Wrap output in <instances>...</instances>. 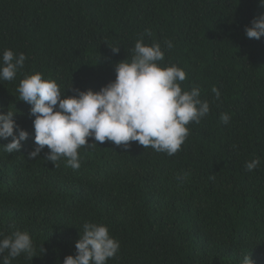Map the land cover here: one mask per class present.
<instances>
[{"label":"trees","instance_id":"trees-1","mask_svg":"<svg viewBox=\"0 0 264 264\" xmlns=\"http://www.w3.org/2000/svg\"><path fill=\"white\" fill-rule=\"evenodd\" d=\"M260 15V0H0V57H26L14 80H0V113L29 134L11 154L12 138L0 140V238L27 232L34 247L11 264H63L86 222L119 242L107 264H264V37L245 34ZM138 40L159 43L158 63L184 70L182 90L199 87L209 102L180 150L95 142L78 150L77 170L63 158L54 167L47 147L29 159L34 117L20 81L41 73L67 96L98 92Z\"/></svg>","mask_w":264,"mask_h":264},{"label":"clouds","instance_id":"clouds-1","mask_svg":"<svg viewBox=\"0 0 264 264\" xmlns=\"http://www.w3.org/2000/svg\"><path fill=\"white\" fill-rule=\"evenodd\" d=\"M260 4L264 7V0ZM245 34L249 39L264 37V15L254 18L251 26L245 28ZM165 44L168 49L173 47L171 41ZM111 49L113 53L120 50ZM133 51L130 62L124 60L115 65V80L98 92L72 89L75 95L67 96L54 80L43 79L41 73L25 76L20 81L19 101L31 106L30 115L34 117L36 147L29 153V159H36L47 147L46 159L54 167L63 158L67 166L77 170L80 168L78 150L97 146L95 142L109 141L125 148L130 142H138L144 149L151 147L169 156L180 150L189 135L187 125L199 124L209 114V102L200 99L199 87L182 90L181 82L186 79L184 70L158 63L164 60L159 43L146 46L138 40ZM25 60L23 53L17 56L12 50H5L0 57V80H14ZM212 92L219 99L220 93L215 87ZM220 119L227 124L230 116L225 113ZM28 135L19 129L11 111L0 113V140L12 138L3 146L7 153L19 151ZM90 139L94 142L89 143ZM259 163V159L247 162L246 170L253 171ZM79 236L75 256H67L63 264H107L120 247L102 224L86 222ZM5 252L7 256L3 255ZM33 252V241L27 232L15 231L0 238V264H11L21 254L32 257ZM242 264H253V261L245 256Z\"/></svg>","mask_w":264,"mask_h":264}]
</instances>
